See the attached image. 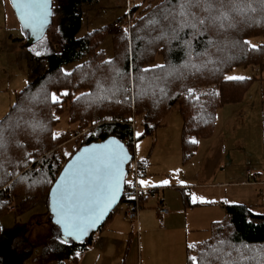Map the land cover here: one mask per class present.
<instances>
[{
  "label": "trees",
  "instance_id": "trees-1",
  "mask_svg": "<svg viewBox=\"0 0 264 264\" xmlns=\"http://www.w3.org/2000/svg\"><path fill=\"white\" fill-rule=\"evenodd\" d=\"M56 1L54 16H57L60 35L57 44L41 56L28 54L29 83L16 94L15 103L0 120L4 121L9 114L13 122L16 118L21 120L13 134L6 133L7 147L0 150V220L11 211L22 214L41 201L49 203V191L64 163L82 145L93 141L117 137L133 154L126 178L131 180L135 159L144 174L148 160L136 158V140L155 136L175 107L182 116V163H188L199 141L214 135L218 111L227 104L241 102L256 79L255 76L243 80L225 77L238 66H264V40L254 50L244 44L252 37H264V8L258 0H242L244 13H230L227 23L234 27H228L227 23L224 29L210 27L201 36L185 28L177 39L158 38L163 25H147L159 11L157 5H162L164 0H145L143 6L131 7L127 15L111 25L82 37L78 33L82 28L83 8L94 0ZM249 4L251 8L247 7ZM194 11L199 16L205 15ZM117 22L122 23L119 30L114 29ZM109 35H112V57L102 48ZM193 36L189 49L183 41ZM209 40L213 43H207ZM84 56L87 59L71 70L64 68ZM155 65L165 67L159 69ZM61 69L70 75H64ZM189 89L193 90L191 94ZM64 90L68 95L60 96ZM51 93L59 96L58 104L51 103ZM101 96L105 98L100 99ZM65 113L73 127L57 131ZM142 115L141 135L138 137L136 133L134 137L130 120ZM39 123L46 125L45 131L38 127L33 131L31 125ZM85 129L88 131L76 138L74 149L65 156L62 151L70 141L69 131ZM56 132L60 135L53 139L52 133ZM192 139L197 143H191ZM128 189L126 184L125 192ZM146 199L142 195L138 203ZM124 202L122 198L99 230L85 241L62 244L60 231L57 234L50 231L46 255L55 264L80 261L115 214L123 212ZM224 207L225 217L212 224L211 237L195 244L194 249L187 247L186 264H191L189 256L199 259L202 251H210L212 247L222 250L216 253L221 258L209 256V264H223L225 260L232 264H264V214L245 203H227ZM221 241L225 243L221 245Z\"/></svg>",
  "mask_w": 264,
  "mask_h": 264
},
{
  "label": "crops",
  "instance_id": "crops-1",
  "mask_svg": "<svg viewBox=\"0 0 264 264\" xmlns=\"http://www.w3.org/2000/svg\"><path fill=\"white\" fill-rule=\"evenodd\" d=\"M255 77L241 102L227 104L218 111L214 135L201 139L194 156L188 163H182V180L189 183L178 184V177L161 168L160 154L163 151H157V154L156 148L151 147L145 173L140 179H146L152 187L158 188V195L170 213L160 215L157 211L158 200L151 197L141 204L137 229L147 235L146 242H159L163 249L186 260L187 245L205 241L206 236L199 233L223 219L221 217L225 214L224 205L227 203L217 205L211 199L227 198L228 193L222 191L225 186L234 188L228 203H245L255 212L264 214V77ZM179 116L182 123V116ZM158 133L156 143L161 135ZM162 157L165 158V155ZM154 161L160 170L153 167ZM218 175L222 180L215 182ZM163 180L169 183L163 185L160 183ZM215 188L216 191L210 195V190L214 191ZM195 189L201 190L196 196L203 197L207 202H192ZM141 240L135 237L134 222L128 221L123 212H117L80 261L70 264H142ZM4 247L1 246L0 253H3ZM164 251L162 254L167 255ZM150 254L151 264L155 258L153 253ZM41 262L52 264L47 257L42 258Z\"/></svg>",
  "mask_w": 264,
  "mask_h": 264
},
{
  "label": "rangeland",
  "instance_id": "rangeland-1",
  "mask_svg": "<svg viewBox=\"0 0 264 264\" xmlns=\"http://www.w3.org/2000/svg\"><path fill=\"white\" fill-rule=\"evenodd\" d=\"M57 3L58 2L54 0V7L57 6ZM144 4L145 0H94L87 3L83 8V23L82 28L78 33V37H82L86 33L109 26L115 20L127 15L131 7L139 5L143 6ZM114 29L119 30L115 28V26ZM59 36L57 16H54L53 23L49 27L44 38L37 43L26 47L27 33L19 23L10 0H0V120L8 113L11 106L15 103L16 94L23 90L29 83L27 66L28 54L35 56L45 54L47 51L51 50L55 44H57L56 41L59 39ZM263 40L264 37L259 36L250 38L249 42L256 46ZM102 48L105 49L108 57L113 56L112 35L105 38L102 43ZM33 49H35V51H33ZM36 52H39L40 55H36ZM86 59L87 56H84L78 61L65 65L64 68L69 71L78 62ZM255 75L264 77V66L262 68L254 65L238 66L234 68L228 76L252 77ZM179 115L180 112L177 107L173 108L165 118V125L157 130L155 136H144L136 140L135 156L136 158L149 161V152L151 147L154 146L156 148L155 153L158 154L159 151H163L160 154V167L171 171L174 176L178 177L179 180H182V123H180ZM66 117L67 113L62 116L57 127V131L72 129L73 126H70ZM142 117L143 115L138 117L136 120L137 133H140V135L142 128L139 122ZM158 131L161 135L156 143ZM75 140L76 139H70V141L66 142L65 148L62 152L71 153L75 144H77V141ZM164 141H166V143ZM153 142H155L154 145ZM163 155H165V158L162 157ZM155 160L157 161V159ZM156 163L157 162L155 161L153 162V167L160 170L158 163ZM220 180H222L220 175L215 177V182ZM184 182L189 183V181ZM216 189L217 188H215L214 191L210 190V195H212ZM233 189L234 188L230 186H225L222 191L228 193V197L220 200H211L216 202L217 205L224 203V201H229L230 192H232ZM199 191L198 189H195L194 194L196 195ZM224 217L225 214L222 215L221 218ZM0 227V249L1 246L4 247V245H6L3 249V253H0V264H44L41 260L42 258L45 259V257H47L52 264H55L54 260L49 258L45 253L47 247L46 238L48 237L50 231L59 232L60 230L50 220L49 203L47 200L39 202L33 209L22 214H16L12 211L9 212L0 220ZM134 234L139 241L142 239L141 245L139 244L140 252L142 248L140 255L142 264H150V253H153L152 255H154L155 258V261H152L151 264H186L187 259L185 260L182 256L181 258L176 257L174 252L163 249L161 243L160 245L159 242L154 243V246L153 243H149L148 241L146 242L145 237L147 235L144 233L142 234L141 231L137 229L135 223ZM199 234L201 236H206L205 240H208L211 237V227L207 231H202ZM160 238H162V234L160 235ZM163 251L166 252L167 255L162 254Z\"/></svg>",
  "mask_w": 264,
  "mask_h": 264
},
{
  "label": "snow or ice",
  "instance_id": "snow-or-ice-1",
  "mask_svg": "<svg viewBox=\"0 0 264 264\" xmlns=\"http://www.w3.org/2000/svg\"><path fill=\"white\" fill-rule=\"evenodd\" d=\"M14 6L20 14V20L25 28H30L33 34L39 36L44 25L47 23L50 10L49 0H13ZM261 8H264V0H258ZM251 8V5H247ZM159 11L147 21L149 27H161V35L158 38L177 39L183 29H191L195 36H201L210 27L224 29L227 22L230 21V13L243 14L245 11L242 0H164L162 5H157ZM205 13L199 16L196 11ZM255 11L254 8L251 9ZM228 27H234L227 23ZM126 31V30H125ZM183 41L187 48H191V39ZM207 43L212 44L209 40ZM250 49H255L249 41H244ZM35 51V49H33ZM36 55H40L36 52ZM103 63L110 64L111 61ZM187 66V65H186ZM80 67V66H78ZM154 67L163 69L164 65H155ZM144 71H148L145 69ZM64 75H70L61 69ZM228 80H243L242 76H226ZM99 87V84H98ZM163 93V89H160ZM192 93V89L188 90ZM68 95L67 90L60 93V96ZM87 95V94H81ZM105 97L101 96L100 99ZM79 99V98H77ZM52 104L60 102L59 96L55 93L50 94ZM58 119L57 117H53ZM21 120L16 118L13 122L11 114L0 121V150L7 147L6 133L11 135L16 128H19ZM33 131L38 127L40 131L46 130L43 123L31 125ZM60 133H52V138L56 139ZM139 136L140 133H137ZM195 144V139L191 140ZM30 157V154L26 153ZM65 156L70 154L65 152ZM129 162V157L124 146L118 141L112 139L104 144L91 145L80 149L79 153L64 167L59 178L51 190V210L55 217V222L60 225L64 239L60 243H67L68 238L79 240L85 236L90 228L95 225L104 216L105 212L115 203L122 184L132 186L134 181L126 178L124 165ZM23 179V178H21ZM141 187L151 186L150 181L139 179L135 181ZM184 184L183 180L177 181ZM167 185L168 180L160 181ZM192 202L199 200L201 203L207 201L203 197L191 196ZM228 203V201H224ZM221 245L225 242H219ZM189 249H194V243L188 244ZM218 250L212 247L210 251H202L200 257L189 256L191 264H209V256L214 259H220L217 256ZM223 264H232V261H223Z\"/></svg>",
  "mask_w": 264,
  "mask_h": 264
},
{
  "label": "water",
  "instance_id": "water-1",
  "mask_svg": "<svg viewBox=\"0 0 264 264\" xmlns=\"http://www.w3.org/2000/svg\"><path fill=\"white\" fill-rule=\"evenodd\" d=\"M11 4H12V7L14 9V12H15V15L19 21V23L21 24L22 28L26 31L27 33V41H26V44L25 46L28 47V46H31L35 43H37L38 41H40L41 39L44 38V36L46 35L49 27L51 26V24L53 23V19H54V0H49V4H48V7H49V10H50V15L48 16V19H47V23L44 25L43 29L41 30L39 36L33 34L32 30L30 28H25L20 20V14L18 13L16 7L14 6V3H13V0H10ZM116 140L118 141L120 144H122L124 146V149L125 151L127 152L128 154V157H129V162L126 163L124 165V169H125V172H126V177H127V174H128V166L132 160V157H133V154L132 152L130 151L129 147L123 142L121 141L120 139H118L117 137L115 136H110L104 140H100V141H93L91 143H88V144H85V145H82L73 155L72 157L67 160L63 167H62V170L61 172L63 171L64 167L67 166V164L71 161V159H73L75 157V155H77L80 151V149H83V148H86V147H89L91 145H98V144H104L106 142H108L109 140ZM60 172V173H61ZM59 173V175H60ZM59 175L57 176L56 180L59 178ZM55 180V181H56ZM55 181L49 191V212H50V220L53 224H55L59 230H60V233H61V237L62 239H64V235H63V231L60 227V225H58L56 222H55V217L52 213V210H51V190L52 188L54 187L55 185ZM125 188H126V184H122L121 185V190H120V193L118 194L117 196V199L115 201V203L112 204V206L105 212L104 216L100 219V221L95 225V227L93 228H90L88 233L83 236L81 239L79 240H75V239H71V238H68V242L69 241H75V242H82V241H85L88 237H90L93 233H95L96 231L99 230V228L105 223V221L107 220V218L110 216L111 212L119 205V203L122 201V198H123V195H124V192H125Z\"/></svg>",
  "mask_w": 264,
  "mask_h": 264
},
{
  "label": "built area",
  "instance_id": "built-area-1",
  "mask_svg": "<svg viewBox=\"0 0 264 264\" xmlns=\"http://www.w3.org/2000/svg\"><path fill=\"white\" fill-rule=\"evenodd\" d=\"M115 28L121 29L122 28V23L117 22L115 23ZM130 124L133 127L134 130V137L136 136L137 133V128H136V119H131ZM88 130H82V131H69V137L71 140L76 139L77 137L85 134ZM97 137V135H94ZM100 141V140H98ZM133 160V158H132ZM131 160V162H132ZM130 162V164H131ZM129 164V165H130ZM129 173V170H128ZM143 175V172L139 169L137 165V160L135 159L134 162L132 163V170H131V180L134 181L132 186H129V189L127 192L124 193L123 199L125 200L123 204V211L125 214V218L128 221L134 222L136 226L138 225V210L141 208V204L138 203V198L142 195H145L147 197H151L153 199L158 200V205H157V211L160 215H166L170 213V209L164 204L163 199L159 197L158 195V190L155 189L152 186H145L141 187L138 183L135 181H138ZM15 207H13L14 209Z\"/></svg>",
  "mask_w": 264,
  "mask_h": 264
}]
</instances>
